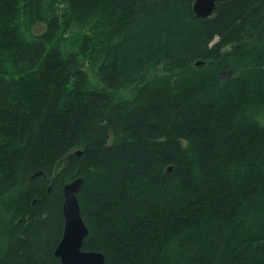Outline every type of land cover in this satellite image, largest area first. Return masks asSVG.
Wrapping results in <instances>:
<instances>
[{
  "label": "trees",
  "instance_id": "trees-1",
  "mask_svg": "<svg viewBox=\"0 0 264 264\" xmlns=\"http://www.w3.org/2000/svg\"><path fill=\"white\" fill-rule=\"evenodd\" d=\"M192 1L0 0V264H60L76 177L107 264H264V0Z\"/></svg>",
  "mask_w": 264,
  "mask_h": 264
},
{
  "label": "water",
  "instance_id": "water-1",
  "mask_svg": "<svg viewBox=\"0 0 264 264\" xmlns=\"http://www.w3.org/2000/svg\"><path fill=\"white\" fill-rule=\"evenodd\" d=\"M218 1L193 0L191 8L197 16H210L216 9ZM203 62V60H198L195 64L199 65ZM80 153V150L76 149L63 157V161L66 163L71 160L73 155H80ZM36 174L38 173L34 175ZM82 182V177H76L63 185V229L61 238L53 252L59 258L60 264H107L102 252L82 249L84 237L88 233V227L82 217L77 198V192L80 190Z\"/></svg>",
  "mask_w": 264,
  "mask_h": 264
},
{
  "label": "rangeland",
  "instance_id": "rangeland-1",
  "mask_svg": "<svg viewBox=\"0 0 264 264\" xmlns=\"http://www.w3.org/2000/svg\"><path fill=\"white\" fill-rule=\"evenodd\" d=\"M44 29L43 23H38L35 26L32 27L31 31L32 33H38L41 32ZM83 31H90V28L88 25L85 26H79L73 24L65 33L64 38L61 42L62 49L66 53L67 51L75 50V44L78 42L80 35ZM96 70L97 67H91L88 68L89 78L90 81L94 84H101L102 82L97 78L96 76ZM226 75V74H224Z\"/></svg>",
  "mask_w": 264,
  "mask_h": 264
}]
</instances>
